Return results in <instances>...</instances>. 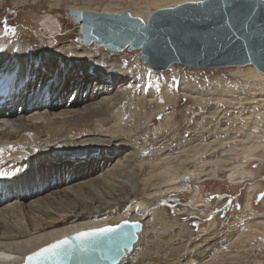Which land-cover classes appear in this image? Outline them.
<instances>
[{"label": "bare ground", "instance_id": "6f19581e", "mask_svg": "<svg viewBox=\"0 0 264 264\" xmlns=\"http://www.w3.org/2000/svg\"><path fill=\"white\" fill-rule=\"evenodd\" d=\"M192 1L203 0H151L132 15L147 22L158 9ZM66 6H69L65 8L68 13L73 10L124 13L97 11L75 4ZM149 6L156 7V10ZM37 27L39 35L48 38L49 42L32 47L33 42H23L20 38L9 47L18 59L15 63L10 61V70L5 66L7 49L2 48L6 37L0 30V174H10L0 178V264H23L25 257L33 251L83 229L114 225L126 219L144 221L154 211L153 202L160 199L177 202L176 198L168 196L170 187L163 189L166 186L162 184L173 180L170 177L175 169L171 164L142 180L149 184L155 181V177L158 180L164 178L153 181L150 187L143 186L138 177L134 164L138 157L135 142L127 135L122 117L115 115L117 105L125 97L120 88L128 81L131 72V68L123 66L121 57L113 53L119 51L100 46L106 51L97 54L87 48L78 50L75 44L58 45L51 39L59 37L57 39L62 41L63 23L50 12L42 17ZM90 45L95 47V43ZM49 64L51 66L47 68ZM236 72H243L238 75L248 81L259 77L264 90V75L254 66L239 68ZM21 99H24L22 104ZM235 99L232 97L229 101ZM213 107L220 108V105ZM163 108L160 105V110ZM255 124L256 121L252 122L249 128L252 130ZM72 129L76 130L73 135ZM244 131L243 138L236 142L238 145H243L244 138L250 134ZM227 138L233 137L228 135ZM225 151H221L220 156L223 157ZM26 159L29 164L25 170L15 172L13 167H22ZM188 171L177 177H186ZM177 188L184 191L186 186L178 185ZM141 189H146L145 210L140 218L129 217L128 211L132 208L119 207L131 197L140 198ZM201 205L199 198L192 199L189 208L198 209ZM114 211L117 213L113 214ZM151 217L154 219L147 228L143 223L133 249L121 256L116 264H147L160 258L154 245L156 239L164 233L170 240L172 230L180 222L176 216L160 221L153 215ZM113 232L97 239L91 236L58 245L39 255L35 263L60 264L68 253L81 251L90 264H105L120 255L127 244L130 229Z\"/></svg>", "mask_w": 264, "mask_h": 264}, {"label": "rangeland", "instance_id": "374dc122", "mask_svg": "<svg viewBox=\"0 0 264 264\" xmlns=\"http://www.w3.org/2000/svg\"><path fill=\"white\" fill-rule=\"evenodd\" d=\"M150 1L0 0V30L4 31L6 37L2 48L7 49L8 59L5 66L10 70V61L15 63L18 60L9 47L20 38L23 42H33L32 47L49 42L48 38L43 39L39 35L37 27L38 22L49 12L63 23L62 41L58 40L59 37L51 41L58 42V45L75 44L78 50L87 48L99 54L105 52V48H95L78 41L79 25L67 14L65 8L69 6L66 5L75 4L97 11H127L132 14ZM149 7L156 10L154 6ZM113 53L121 57L125 68H131L128 81L120 88L125 97L117 105L115 115L122 117L127 126V135L135 142L138 157L134 159V164L140 181L167 165L171 164L175 169L171 173L174 175L170 174L173 180L162 184L166 186L163 189L170 187V195H166L173 196L177 202L164 199L153 202V213L142 222H145L147 228L151 219H154L151 217L153 215L158 221L176 216L180 223L172 230L173 237L170 240L164 233L160 239H156L154 245L160 252V258L148 261L147 264H264V133L261 132L264 125L263 82L259 77L245 80L238 75L243 72H236L238 67L192 68L174 64L164 71H157L142 59L140 50L129 51L125 48ZM249 67L252 66L242 68ZM232 97L236 99L230 102ZM23 102L24 99H21V104ZM217 104L220 108L213 107ZM160 105L164 107L163 110H160ZM152 113L153 116L149 117ZM251 121H256L253 132L249 128ZM244 130L250 134L244 138L243 145H238L236 142L243 138L241 136L246 133ZM75 131L72 129V135ZM228 135L233 138L228 139ZM245 143L251 145V148ZM224 149V155L229 158L220 156ZM28 160L24 161L22 167H13L15 172L25 170ZM185 171L190 176L187 174L186 177L178 178ZM100 174L101 171L97 176ZM5 175L10 174L1 173L0 178H5ZM156 178L154 182L164 179ZM112 183L116 184L115 181ZM142 183L150 187L148 183ZM182 184L186 186L184 191L177 188ZM5 189L10 190L8 187ZM144 191L139 190L140 198L131 197L119 208L126 205L134 209L128 211L129 217L140 218L147 200ZM197 198L202 203L200 208H189L190 201Z\"/></svg>", "mask_w": 264, "mask_h": 264}, {"label": "water", "instance_id": "95a60500", "mask_svg": "<svg viewBox=\"0 0 264 264\" xmlns=\"http://www.w3.org/2000/svg\"><path fill=\"white\" fill-rule=\"evenodd\" d=\"M79 25L78 41L95 43L114 51L140 50L152 69L164 71L174 64L192 68L252 65L264 74V0H203L185 2L155 11L147 22L130 12L97 13L69 11ZM188 179L186 178L185 181ZM143 222L121 220L114 225L83 229L43 246L25 257L23 264L75 239L100 238L113 231L130 229L127 244L119 256L105 264H116L133 249ZM112 231L96 232L97 229ZM79 233H91L79 236ZM67 244V243H66ZM80 253V254H77ZM60 264H90L81 251L68 253Z\"/></svg>", "mask_w": 264, "mask_h": 264}, {"label": "snow or ice", "instance_id": "6c2138e0", "mask_svg": "<svg viewBox=\"0 0 264 264\" xmlns=\"http://www.w3.org/2000/svg\"><path fill=\"white\" fill-rule=\"evenodd\" d=\"M96 232H105V231H112V229H97V230H94ZM91 233H79L78 235L79 236H87V235H90ZM63 243H68L67 240L63 241ZM52 247H58V245H53ZM44 251H48V249H45Z\"/></svg>", "mask_w": 264, "mask_h": 264}]
</instances>
